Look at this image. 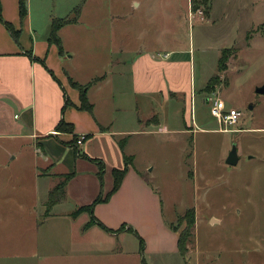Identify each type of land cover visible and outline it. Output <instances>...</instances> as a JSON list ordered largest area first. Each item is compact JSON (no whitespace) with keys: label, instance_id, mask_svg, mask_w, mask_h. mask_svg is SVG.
<instances>
[{"label":"rangeland","instance_id":"rangeland-1","mask_svg":"<svg viewBox=\"0 0 264 264\" xmlns=\"http://www.w3.org/2000/svg\"><path fill=\"white\" fill-rule=\"evenodd\" d=\"M190 9L188 0H149L133 5L126 20L115 22L123 28L130 23L134 47L160 48L154 52L158 58L173 48L176 57L185 61L191 56L195 62L194 123L190 102L185 108L192 128L147 135L142 148L136 147L137 164L161 198L166 225L183 230L184 213L194 209L187 264H264V92H256L264 86V0H207L195 11ZM106 22L95 15L93 2L88 3L83 34L72 44L73 52L62 53L66 57L73 53L69 62L80 70L137 55L110 48L108 31L95 32V25ZM223 48L226 68L218 71ZM202 82L203 96L198 92ZM215 97L241 111L237 124H219L211 115L208 98ZM172 102L178 105L176 99ZM138 111L140 117L152 111L171 112L161 99L142 103ZM166 123L171 127L170 120ZM223 126L230 130H219ZM31 143L0 138V264H186L179 255L150 253L149 234L135 226L113 236L98 228L83 231L85 217L70 218L71 223L56 213L45 218L41 202L47 190L44 180L36 181L34 171L43 168L38 172L48 175L60 170L44 168L42 155L35 157ZM233 144L239 161L228 165L225 159ZM51 175L56 183L62 179V174Z\"/></svg>","mask_w":264,"mask_h":264},{"label":"crops","instance_id":"crops-1","mask_svg":"<svg viewBox=\"0 0 264 264\" xmlns=\"http://www.w3.org/2000/svg\"><path fill=\"white\" fill-rule=\"evenodd\" d=\"M146 1L149 0H26V13L20 17L18 0H0L2 18L20 31L18 42H15L0 21V138L28 139L35 157L42 155L44 168L50 166L52 171L59 167V172L48 175L38 172L43 168L34 171L36 181L44 180L47 190L41 202L44 206L49 189L56 183L51 174L73 173L65 186V199L54 205L47 215L51 219L53 215L50 214H59L69 223L70 218L85 217L84 223L90 220L86 211L72 213L90 204L101 191L107 193L113 185L112 169L124 167V156H130L132 160L120 187L107 201L94 206V216L113 230L122 225L135 226L142 234H149L152 243L148 250L152 254L181 256L177 233L163 221L161 198L138 167L136 147L141 149L143 139L158 131H190L192 127L188 124V112V123L186 121L185 108L190 102V117L194 123L191 83L195 62L191 56L185 61L176 57L173 48L164 50L158 58L154 52L160 48L132 45L130 23L123 28L115 22L122 17L126 20L128 9ZM90 2L95 6V15L108 21L98 24L99 29L95 25V32L108 31L110 48L123 55L137 53L133 59L84 65L80 70L74 62H69L73 53L67 57L62 54L73 52L72 44L83 34L84 9ZM77 6L79 12L75 21L57 30L62 50L59 53L57 44L48 40L51 22L56 18H71ZM98 8L103 11L99 13ZM104 25L109 27L102 29ZM71 81L86 86L91 110L79 108V90ZM205 85V82L200 85L199 95L203 96L199 90ZM65 99L68 105L63 108ZM160 99L168 105L170 113L152 111L140 117L139 105ZM175 99L177 106L172 102ZM61 119L72 124V133L55 130ZM166 120H170L171 127ZM181 124L184 129H180ZM150 126L157 129H150ZM237 129L240 128L231 130ZM219 130L230 129L225 130L223 126ZM194 131L192 129V133ZM73 135L84 137L78 144L80 152L103 162L101 178L96 161L76 156L73 147L67 144ZM192 139L193 136L191 142ZM59 207L63 209L57 212ZM95 228L102 229L93 224L83 231Z\"/></svg>","mask_w":264,"mask_h":264},{"label":"trees","instance_id":"trees-1","mask_svg":"<svg viewBox=\"0 0 264 264\" xmlns=\"http://www.w3.org/2000/svg\"><path fill=\"white\" fill-rule=\"evenodd\" d=\"M191 1V10L195 11L198 8V4H202V5H206L207 0H190ZM200 2V3H199ZM19 3V14L20 17H23L26 13V0H18ZM193 3V4H192ZM79 12V6H77L76 8H74L73 10V14L71 18H56L53 19L51 22V30H50V35H49V42H55L59 48V38L57 35V30L60 28L61 25L67 23V22H71V21H75L77 14ZM0 21H2V23L4 24V26L6 27V29L8 30L10 36L12 37V39L15 42H18V37L20 34V31L18 29L13 28V26L5 21L2 18L1 15V5H0ZM227 48H223L220 54V57L218 59V63H217V69L218 71H223L226 68V62H223V60L225 59V51ZM59 53H62L61 48H59ZM30 55V54H28ZM31 56V55H30ZM71 84L76 87L79 90V95H80V105L79 108L80 109H85V110H91V104L88 102L87 97H86V93H85V87L86 86H80L74 82L71 81ZM68 105V99H65L64 102V106L63 108ZM55 130L56 131H64V132H69L72 133L73 131V126L71 123L65 122L63 119H61L55 126ZM68 145H70L71 147H73L74 150V154L76 156H80V157H84V158H88V156L83 153L80 152L79 148H78V144H77V137L75 135H73L72 139L67 143ZM91 161H96L98 167H99V172L98 175L102 176L103 174V170H104V166H103V162L100 161L99 159H95V158H88ZM131 157L129 156H124V161H125V165L122 168H113L112 169V177H113V185L112 188L107 192V193H103L102 191L99 193V195L88 205L86 206H81L79 207L75 212L72 213V215H76L82 211H86L90 214V220L84 224L83 229H87L89 228L91 225L96 224L98 226H100L103 230L107 231V232H113L116 233L119 230H131L130 227H125V225H122L121 227H119L116 230H113L111 228H108L105 224H103L102 222H100L93 214V209L94 206L97 203L100 202H104L107 201L108 198L110 197L111 194H113L119 187L120 184L122 182V179L126 173L127 167L128 165L131 163ZM73 173H67V174H62L60 177L62 178L61 181H59L58 183H56L52 188L49 189L48 191V196H47V200L45 201V211H44V216L49 215L52 207L54 205H56L57 203L63 201L65 199V186L67 184V182L72 178ZM184 219H186V226L183 230H180L179 232L177 231V227H175L172 223L169 224L170 228L175 231L177 233V248H178V252L179 254L182 256V259L184 260V262L187 264V261L185 259V256L187 254L188 251V247L187 244L189 242H191L192 238H193V233H192V229L194 226V222H195V212L194 209H188L186 210V212L183 215ZM135 235L138 236L139 241L141 243V247H142V243L143 240L139 237V235L137 234V232H134Z\"/></svg>","mask_w":264,"mask_h":264},{"label":"built area","instance_id":"built-area-1","mask_svg":"<svg viewBox=\"0 0 264 264\" xmlns=\"http://www.w3.org/2000/svg\"><path fill=\"white\" fill-rule=\"evenodd\" d=\"M208 101L210 103L211 115L215 117L220 124L233 125L236 124L241 117L240 110L226 106L225 102L218 97L208 98ZM225 130H227L226 127ZM83 139V136L78 137L77 144L82 143Z\"/></svg>","mask_w":264,"mask_h":264},{"label":"water","instance_id":"water-1","mask_svg":"<svg viewBox=\"0 0 264 264\" xmlns=\"http://www.w3.org/2000/svg\"><path fill=\"white\" fill-rule=\"evenodd\" d=\"M256 92L263 93L264 92V86L257 87L256 88ZM238 161H239V156H238V153H237V147H236L235 144H233L231 146L230 151L228 152V154L226 156L225 162L228 165H236L238 163Z\"/></svg>","mask_w":264,"mask_h":264}]
</instances>
